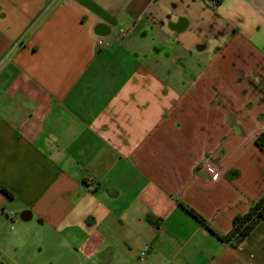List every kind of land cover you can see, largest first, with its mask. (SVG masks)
I'll return each instance as SVG.
<instances>
[{"label": "crops", "instance_id": "0c3cea01", "mask_svg": "<svg viewBox=\"0 0 264 264\" xmlns=\"http://www.w3.org/2000/svg\"><path fill=\"white\" fill-rule=\"evenodd\" d=\"M261 131L264 0H0L2 264H264V221L234 247L179 205L228 232Z\"/></svg>", "mask_w": 264, "mask_h": 264}, {"label": "trees", "instance_id": "16d2710c", "mask_svg": "<svg viewBox=\"0 0 264 264\" xmlns=\"http://www.w3.org/2000/svg\"><path fill=\"white\" fill-rule=\"evenodd\" d=\"M254 144L264 152V131L259 132L254 138ZM238 175V172H233L232 177ZM0 189L8 197H12V193L8 191L3 186H0ZM179 205L193 218H195L199 223H201L206 229L212 233L217 239L227 242L232 246H237L240 244L251 232L252 230L262 221H264V192L253 201L247 211L244 213L238 214L233 218L232 227L226 233H219L214 230L206 221V219L200 215L195 209L179 202ZM147 221L151 223H157L154 217L147 216ZM0 264H2L0 262Z\"/></svg>", "mask_w": 264, "mask_h": 264}, {"label": "rangeland", "instance_id": "374dc122", "mask_svg": "<svg viewBox=\"0 0 264 264\" xmlns=\"http://www.w3.org/2000/svg\"><path fill=\"white\" fill-rule=\"evenodd\" d=\"M31 249L33 250L34 252V255L32 256H27L25 254V252H23L22 250L19 251L18 254L14 255L17 259H19V262H23L25 264H43V256H42V253L41 254H38V252L36 251L37 248L34 246H31ZM5 258V262H9L10 264L12 263L11 261L7 260L6 259V256L5 255H2V258L4 260Z\"/></svg>", "mask_w": 264, "mask_h": 264}, {"label": "built area", "instance_id": "2783aa9c", "mask_svg": "<svg viewBox=\"0 0 264 264\" xmlns=\"http://www.w3.org/2000/svg\"><path fill=\"white\" fill-rule=\"evenodd\" d=\"M14 45H16V44H14ZM206 170L212 179H217L219 177L218 168L214 163L210 162V163L206 164ZM145 252H146V248H143L140 252V259H144Z\"/></svg>", "mask_w": 264, "mask_h": 264}, {"label": "water", "instance_id": "95a60500", "mask_svg": "<svg viewBox=\"0 0 264 264\" xmlns=\"http://www.w3.org/2000/svg\"><path fill=\"white\" fill-rule=\"evenodd\" d=\"M21 218H23V219H24V218H25V216L21 215Z\"/></svg>", "mask_w": 264, "mask_h": 264}]
</instances>
